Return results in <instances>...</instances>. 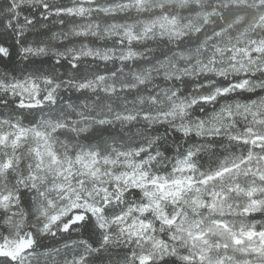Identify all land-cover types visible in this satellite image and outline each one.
<instances>
[{
  "label": "snow or ice",
  "instance_id": "1",
  "mask_svg": "<svg viewBox=\"0 0 264 264\" xmlns=\"http://www.w3.org/2000/svg\"><path fill=\"white\" fill-rule=\"evenodd\" d=\"M0 264H264V0H0Z\"/></svg>",
  "mask_w": 264,
  "mask_h": 264
},
{
  "label": "trees",
  "instance_id": "2",
  "mask_svg": "<svg viewBox=\"0 0 264 264\" xmlns=\"http://www.w3.org/2000/svg\"><path fill=\"white\" fill-rule=\"evenodd\" d=\"M62 2H64V3H68L69 0H62ZM257 218H259V217H257Z\"/></svg>",
  "mask_w": 264,
  "mask_h": 264
}]
</instances>
